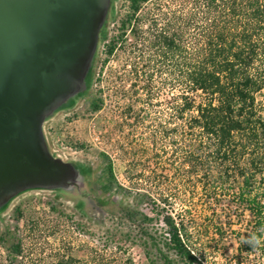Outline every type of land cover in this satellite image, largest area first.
I'll return each instance as SVG.
<instances>
[{"label":"rangeland","instance_id":"374dc122","mask_svg":"<svg viewBox=\"0 0 264 264\" xmlns=\"http://www.w3.org/2000/svg\"><path fill=\"white\" fill-rule=\"evenodd\" d=\"M129 1L110 4L114 17L108 25L109 40L119 36ZM159 2L173 4L155 0L145 4L141 14L150 16ZM140 42L128 30L111 57L102 44L86 94L71 108L53 111L46 119L44 130L51 143L63 141L77 151L62 161L80 164L86 175L59 187L21 190L0 208V236L5 238L0 243V264H57L64 254L83 264H94V258L101 256L111 264H128V259L148 264L140 240L103 244L106 230L117 219L101 205L136 201L141 211L153 215L151 201H144L142 195L155 194L160 187L169 193L175 213L183 215L205 264H230L239 249L244 264H264L260 248L249 251L242 245L251 216L239 206L234 191L206 194L187 177L183 150H179L185 144L182 121L180 134L171 133L176 126L173 106L181 92L164 80L167 76L156 74L149 84L151 70L138 59ZM137 59L139 77L132 67ZM258 98L264 107V94ZM95 100L102 103L98 111L92 110ZM110 160L117 185L108 176ZM153 225L159 227L157 222ZM17 240L24 251L15 259L7 248Z\"/></svg>","mask_w":264,"mask_h":264},{"label":"trees","instance_id":"16d2710c","mask_svg":"<svg viewBox=\"0 0 264 264\" xmlns=\"http://www.w3.org/2000/svg\"><path fill=\"white\" fill-rule=\"evenodd\" d=\"M152 1L155 0H130L119 36L110 40L108 25L114 16L108 8L95 54L86 69L90 82L100 46L104 44L107 57H111L126 32L134 31L142 44L138 59L151 70L147 75L149 84L156 74L167 76L164 80L181 92L173 106L176 126L171 133L180 134L178 123L182 121L185 144L179 150H183L187 177L206 194L233 190L239 206L251 216L246 235L264 237V107L258 98L264 94V0H171L173 4L157 3L150 16L142 15L143 6ZM138 59L132 64L137 77ZM74 104L61 103L54 111ZM101 104L95 100L92 110L98 111ZM49 116H45V121ZM71 164L74 178H85L84 167ZM107 171L117 185L111 160ZM142 196L144 201H151L153 215L141 211L136 201L101 205L117 219L106 230L103 244L140 240L148 264H205L195 243L197 239L183 215L175 213L169 193L160 187L155 194ZM155 222L159 227L153 225ZM3 242L5 238L0 236V243ZM245 245L247 250H253ZM258 248L264 257V240ZM7 250L10 257H22V241H15ZM242 254L239 249L230 264H244ZM127 261L133 264L131 259ZM104 262L107 260L103 256L94 258V264ZM57 264L83 261L64 254Z\"/></svg>","mask_w":264,"mask_h":264},{"label":"water","instance_id":"95a60500","mask_svg":"<svg viewBox=\"0 0 264 264\" xmlns=\"http://www.w3.org/2000/svg\"><path fill=\"white\" fill-rule=\"evenodd\" d=\"M110 0H0V205L74 179L51 155L45 116L81 85Z\"/></svg>","mask_w":264,"mask_h":264},{"label":"built area","instance_id":"2783aa9c","mask_svg":"<svg viewBox=\"0 0 264 264\" xmlns=\"http://www.w3.org/2000/svg\"><path fill=\"white\" fill-rule=\"evenodd\" d=\"M45 133L46 132L44 130L45 140H46L48 149L53 157L64 160V159H67L68 155L77 154L76 149L68 143H65L63 141L59 142L58 140H56L54 143H51L52 141L49 140V138L47 137Z\"/></svg>","mask_w":264,"mask_h":264},{"label":"flooded vegetation","instance_id":"af4514ba","mask_svg":"<svg viewBox=\"0 0 264 264\" xmlns=\"http://www.w3.org/2000/svg\"><path fill=\"white\" fill-rule=\"evenodd\" d=\"M110 7V6H109ZM91 80V75L88 74V72H84L82 80H81V84L85 85V88L83 89V87L80 85L77 90L71 94L70 96L66 97L62 103H76V101H78L81 97H83L84 94H86L87 90L89 89V83ZM69 109V108H68ZM65 110V109H63Z\"/></svg>","mask_w":264,"mask_h":264},{"label":"clouds","instance_id":"9594fccd","mask_svg":"<svg viewBox=\"0 0 264 264\" xmlns=\"http://www.w3.org/2000/svg\"><path fill=\"white\" fill-rule=\"evenodd\" d=\"M264 237L257 235V234H248L244 237H241V242L243 244L249 245L253 250L257 249Z\"/></svg>","mask_w":264,"mask_h":264}]
</instances>
